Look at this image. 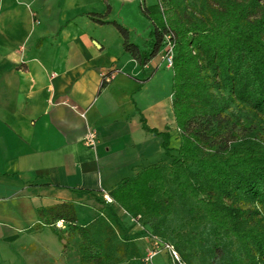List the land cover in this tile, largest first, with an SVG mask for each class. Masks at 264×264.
<instances>
[{"label": "crops", "instance_id": "crops-1", "mask_svg": "<svg viewBox=\"0 0 264 264\" xmlns=\"http://www.w3.org/2000/svg\"><path fill=\"white\" fill-rule=\"evenodd\" d=\"M111 13V0H0V264H79L78 235L38 212L71 204L86 226L110 191L166 158L152 132L175 124L172 90L151 94L161 56L140 67L95 21L116 23Z\"/></svg>", "mask_w": 264, "mask_h": 264}, {"label": "trees", "instance_id": "trees-1", "mask_svg": "<svg viewBox=\"0 0 264 264\" xmlns=\"http://www.w3.org/2000/svg\"><path fill=\"white\" fill-rule=\"evenodd\" d=\"M159 1L165 11L141 8L152 25V40L145 51L129 42L122 26L95 21L115 27L124 51L140 67L157 57L165 37H170L174 44L172 109L180 131L177 157L167 168L152 165L110 191L107 219L79 226L73 206L66 203L38 215L48 227L63 221L64 232L78 235L79 264H113L103 237L106 231L115 236L112 224L123 234L117 252L130 261L138 256L113 205L130 218H139L137 222L157 220L151 232L178 253L179 244L165 240L168 233L163 223L172 213L174 198L166 189L169 183L180 197L198 202L213 229L217 262H242L224 257L217 241L226 236L241 247L244 264H264V0ZM232 103L250 113L249 123L246 119L239 123L247 134L240 138L231 133L232 139L217 145L219 131L229 122L238 123L226 113ZM152 132L162 138L161 148L170 158L168 134ZM178 255L189 264L186 255Z\"/></svg>", "mask_w": 264, "mask_h": 264}, {"label": "rangeland", "instance_id": "rangeland-1", "mask_svg": "<svg viewBox=\"0 0 264 264\" xmlns=\"http://www.w3.org/2000/svg\"><path fill=\"white\" fill-rule=\"evenodd\" d=\"M186 1L189 4L194 3V0ZM111 5L112 13L110 19L116 21V23L123 26V28L128 31L130 43L137 45L142 51L145 50L152 40V25L142 14L141 8L143 7L151 10L157 8L161 11H165L166 6L159 0H111ZM167 17L168 16L166 15V18ZM106 31L108 30L106 29ZM164 51L165 45L159 53L160 56L164 54ZM153 62L160 63L158 57L154 58ZM172 78V70L166 68L164 63L161 64L156 73V80L153 81V87H151V94L154 95V98L161 97L166 86L167 90L169 88L172 90ZM226 113L231 116V119L235 118L234 120H237L238 123L235 124L234 121L229 122V125L224 126V129L219 131L218 137H215L217 145L222 143L223 140L232 139L231 133H236L240 138L244 137L247 134V131L244 127L239 125V123L243 124L244 119H246L248 123L251 121L250 113L247 109L237 103L230 104ZM232 124L236 126L232 128ZM169 131V149L171 157L165 158L160 163L164 168H167L173 159L177 157L176 151L180 145V131L177 129L176 124L171 123ZM161 141L162 138H159L160 143ZM193 170L195 169L193 168ZM166 179L168 181V177H166ZM166 189L174 198L171 205L172 213L170 216H167L163 223L166 232L168 233L165 240L173 243L175 246L179 244L180 250H178V254L181 256L186 255V260L189 264H223V262H217V259L215 258V253L217 254V252L213 250L212 247L215 243L213 229L207 222L204 213L200 212L198 209V202L189 198L180 197L175 192L174 187L170 186L169 183L167 184ZM114 209H116L121 229L127 233L130 242L136 247L138 256L130 261L126 260L117 252L119 245L122 243L120 240L123 239V234L114 224H112L111 228L115 230V236L114 234L109 233V231H106L104 232L103 237L104 240L108 242V246L114 257L113 264H149L145 259L152 251L154 242L153 237H157L151 232L153 229L152 226L157 220H140L136 223L124 212L118 210V208L115 207ZM81 212L82 210L80 209L78 213L79 220L81 219ZM101 213L103 214L99 215L98 218L107 219V212H105V209H103ZM72 235L75 234L73 233ZM67 236L69 237L67 241H70V234H67ZM158 239L161 241L163 240L159 237ZM217 242L221 244L220 247L223 248L224 257L226 259L232 261L233 259L239 258L241 259L240 261H242L241 264H244L243 259H245V255L241 247L235 241L224 236ZM212 261H215V263H212ZM168 262H170L169 258L164 252L159 253L153 259L154 264H166ZM245 264L249 263L246 262Z\"/></svg>", "mask_w": 264, "mask_h": 264}, {"label": "built area", "instance_id": "built-area-1", "mask_svg": "<svg viewBox=\"0 0 264 264\" xmlns=\"http://www.w3.org/2000/svg\"><path fill=\"white\" fill-rule=\"evenodd\" d=\"M165 51L164 54L161 56V60L165 64L166 68L172 69L173 66V58H174V44L170 41V37H165ZM113 78V74H105L101 76L102 83H109ZM97 142V135L93 131H89L84 139H83V145L87 148H94ZM104 200L106 203H111V200L109 197H104ZM137 219H132L137 223ZM53 228L56 230H59L61 232H64L66 230V224L63 221H57L52 225ZM153 248L148 257L145 259L149 264H154L153 259L159 254V253H166L169 261L166 264H185L183 263L178 253L176 252L173 245L170 243H165L161 240H159L157 237H153Z\"/></svg>", "mask_w": 264, "mask_h": 264}]
</instances>
